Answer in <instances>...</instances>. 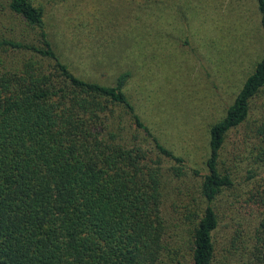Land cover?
Here are the masks:
<instances>
[{
  "label": "trees",
  "instance_id": "1",
  "mask_svg": "<svg viewBox=\"0 0 264 264\" xmlns=\"http://www.w3.org/2000/svg\"><path fill=\"white\" fill-rule=\"evenodd\" d=\"M255 1L264 35V0ZM9 9L38 40H0V264H264V109L253 114L264 58L210 128L207 173L191 171L202 177L204 207L187 239L162 208L163 160L180 178L186 162L138 114L126 92L131 73L112 85L78 76L42 8L9 0ZM11 53L20 58L7 61ZM243 125L249 163L240 181L224 151ZM241 186L243 215L231 209L223 238L218 202Z\"/></svg>",
  "mask_w": 264,
  "mask_h": 264
},
{
  "label": "rangeland",
  "instance_id": "2",
  "mask_svg": "<svg viewBox=\"0 0 264 264\" xmlns=\"http://www.w3.org/2000/svg\"><path fill=\"white\" fill-rule=\"evenodd\" d=\"M32 2L43 9L54 44L78 76L112 85L120 74L131 73L126 92L138 114L186 162L180 178L172 173L174 162L163 160L166 187L162 208L173 234L189 239L192 223L204 207L202 177L191 171L207 173L210 128L225 117L264 58L256 1ZM3 38L38 40V31L11 12L9 0H0V40ZM18 58L11 53L6 60ZM253 109V114L264 109V93ZM249 132L245 125L233 131L224 151L227 167L240 181L248 176L243 141ZM237 188L226 191L218 202L223 238L229 234L226 227L231 209L238 217L243 215L235 208L239 207L236 196L242 193V186Z\"/></svg>",
  "mask_w": 264,
  "mask_h": 264
}]
</instances>
